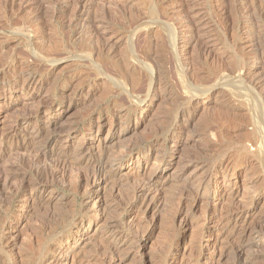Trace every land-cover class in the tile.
Here are the masks:
<instances>
[{
  "label": "rangeland",
  "instance_id": "374dc122",
  "mask_svg": "<svg viewBox=\"0 0 264 264\" xmlns=\"http://www.w3.org/2000/svg\"><path fill=\"white\" fill-rule=\"evenodd\" d=\"M187 22L195 37L174 46ZM259 49L264 0H0V168L33 181L49 163L9 136L40 146L58 126L56 152L122 156L106 182L75 169L43 191L0 188V264H264ZM194 88L211 90L184 113ZM248 227L263 245L235 257Z\"/></svg>",
  "mask_w": 264,
  "mask_h": 264
},
{
  "label": "bare ground",
  "instance_id": "6f19581e",
  "mask_svg": "<svg viewBox=\"0 0 264 264\" xmlns=\"http://www.w3.org/2000/svg\"><path fill=\"white\" fill-rule=\"evenodd\" d=\"M187 23H188L187 25H184V27H185L184 28L185 29L184 31H181L179 33L178 32H175V33L173 32V40H172V43H173L174 46L176 45V43H178V42H176V40L178 39L177 37L179 35L186 36V35L189 34V36L195 37L194 34H193V33H195V28L192 26L193 24L190 25L189 22H187ZM197 40L199 42V38ZM205 50H206V47L203 45V43H200L199 53L202 54V53L205 52ZM261 52H263V51H261ZM173 54H174L175 58H177L178 63H180L182 65V73H181V75L183 74V76H186L187 75V72H188V67L185 65V63H183L180 60V58H178L177 51L176 50L173 51ZM256 54L257 55L255 57L259 56L258 53H256ZM257 59H258V57H257ZM178 63H177V66L179 65ZM180 71H181V69H180ZM21 79H24V82H26L28 84H30L32 82L31 79L27 78L24 75V73H20L15 81L16 82H19ZM244 79H245V77H244ZM238 80L239 81H242L240 79H238ZM238 80H236V81H238ZM245 80H244V82H245ZM230 81H231V79H230ZM230 83H232V82H230ZM237 83H235V85ZM232 85H234V84L232 83ZM182 86H184V85H182ZM188 86H187V88L189 90L190 87H188ZM184 87L186 88V86H184ZM195 88H194V90H195ZM198 89H196L197 91L195 90V92H192V91L190 92V93H194L192 95V97H189L188 99L186 98V100L184 99L185 100V105H184L185 110H184V113L188 111L190 102L193 99L199 98L202 101V99H204L206 97V94H210V90H211V89H206V90L200 89V91H198ZM147 92H148V90H147ZM151 93H153V92H151ZM185 93L186 92H184V94ZM141 102L144 103V102H146V100H141ZM141 102L139 104H141ZM258 109H259L260 112H259V114L257 113L258 114V116H257V122H256L257 133L264 140V108H261L262 110H260V108H258ZM221 115H224V112ZM51 122L53 123V121H51ZM46 128H47V126H46ZM57 128L56 129L55 128L54 129L52 128V130H49L47 128L48 131L46 132L47 134L45 136V141L43 140L44 141L43 142L44 144L43 145H40V146H37L38 145L37 144L38 143L37 141L34 144H30V143H28V141L27 142H21L15 136L16 134H13L12 136H9V139L13 140V142H12L13 143V146H12V148H11V150L9 152L13 151V152L26 153L27 151H31L33 153V156L28 160V162L25 161V160L24 161L27 162V163H29L33 167H36L37 164H40L41 162L43 163L45 161H47L49 164L46 167H44V168L36 167L37 170H36V173H35V178L31 182L28 181V180H25L24 178H18V177H16L15 174H14L16 167L13 164H10L8 167H5V168H0V188H2L5 191H7L6 193H8V194L14 188H17V187L18 188L20 187L25 194L27 192L30 193L29 190H36V189L39 190L40 189V190L43 191V190H45V189H47V188H49L51 186V183L58 177L59 174L65 173L67 170H75V169H78V170L81 169V170H83L82 177H83V180L84 181H87V182H88V180H92V178H96V177L99 180L101 179L102 182H106V181H108V179L111 178V176H108L107 171H106V168H107V166L111 162L120 160L122 158L121 155L111 156V154L108 151H106V150L103 151L101 153V155L99 157H96V158L95 157H92V156L85 155L84 151H82V150L81 151H78V152H76L74 154L69 153V152L65 151L64 149H63L64 151L62 149L61 150L58 149L60 151L59 152H56L55 151L56 150V146H55V150H54V148L51 147V141L53 139H60L61 137H63L67 133V130L66 129H63L61 127L58 128V129ZM39 130L41 131L42 129H39ZM45 131H46V129H45ZM45 131H43V132H45ZM35 132H37L36 133V138L38 137L37 138V140H38L39 137H41L42 133L40 134L36 130H35ZM32 135H34V134H32ZM27 136H28V134H27ZM13 137H14V139H13ZM42 137H44V136H42ZM21 140H23V139L21 138ZM59 146H60L59 148H61V147L62 148H65L66 145L59 144ZM21 155H23V154H21ZM23 159H24V157L23 158H20L21 164H25L24 162H22ZM152 184L150 182L147 186L139 185L132 192L133 195H136V196L139 197V203L140 204L145 203V200L147 199V194H148L149 188H151V185ZM195 196H198V192H196ZM201 197L202 196L200 194V197H198V198H201ZM240 213L241 212H239L238 209H237V211L234 210L231 213V215L229 216L230 220L232 218L233 220H235V221L238 222L242 218H245L246 217V216H244L243 214H240ZM256 234L257 233L254 232V229L253 228L248 227V228H245L244 231L240 235H238L237 237H235V239H236L235 242L237 244V247H232V248L230 247L231 249H233L234 251H236L235 252V254H236L235 257H239V255H241V252H242L243 248H246V247H250V248H260V247H262V245H263L262 242L251 243V244H249V243L246 242L247 239H249V237L251 235H256ZM111 237L112 236H110L108 239H110ZM263 240H264V238H263ZM104 249L107 250V251H113V250H115L114 247H109V246L105 247Z\"/></svg>",
  "mask_w": 264,
  "mask_h": 264
}]
</instances>
